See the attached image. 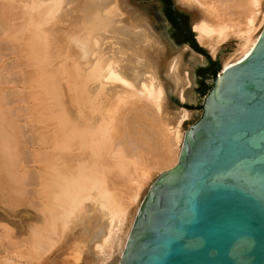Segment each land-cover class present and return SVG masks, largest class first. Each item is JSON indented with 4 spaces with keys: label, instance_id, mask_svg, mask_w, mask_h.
I'll list each match as a JSON object with an SVG mask.
<instances>
[{
    "label": "bare ground",
    "instance_id": "1",
    "mask_svg": "<svg viewBox=\"0 0 264 264\" xmlns=\"http://www.w3.org/2000/svg\"><path fill=\"white\" fill-rule=\"evenodd\" d=\"M176 1L197 9L193 31L213 56L236 42L222 71L252 51L264 25L261 0ZM130 2L0 0V172L37 210L26 238L0 224V264H30L48 251L54 256L68 231L86 225H98L95 261L105 264L113 251L121 256L144 178L177 163L190 112L169 113L164 89L182 96L181 54L166 66V45ZM68 17L76 29L59 41L56 24ZM11 54L9 65L4 58ZM19 125L31 153L40 155L33 160L15 149ZM82 216L88 223L80 227ZM2 221L23 223L3 209Z\"/></svg>",
    "mask_w": 264,
    "mask_h": 264
},
{
    "label": "water",
    "instance_id": "2",
    "mask_svg": "<svg viewBox=\"0 0 264 264\" xmlns=\"http://www.w3.org/2000/svg\"><path fill=\"white\" fill-rule=\"evenodd\" d=\"M201 106L118 264H264V25L242 61L214 71Z\"/></svg>",
    "mask_w": 264,
    "mask_h": 264
},
{
    "label": "rangeland",
    "instance_id": "3",
    "mask_svg": "<svg viewBox=\"0 0 264 264\" xmlns=\"http://www.w3.org/2000/svg\"><path fill=\"white\" fill-rule=\"evenodd\" d=\"M130 1H131L130 3L133 5V7L135 9H137L138 12H140L146 18H148V20H149L148 23H150V26L152 27L154 32L160 36V39H161L162 43L164 44V46L166 45L165 46V56L167 59L166 66H168L170 60L173 57L181 54L182 66L180 67V70H181L182 75L186 76L185 83H187L183 89V92H182L183 97L180 96L179 95L180 93H177L176 91L167 90L166 85H165L164 90H165V94L167 96L166 106H168V112L169 113H171V114H173L175 112L178 113L182 109H186L190 112L189 118H186L185 121H183V123L181 125V129H182L181 131L185 134V131L188 130L190 128V126L193 125L198 120V118L201 116L202 110H203L201 105L203 104V100H204L205 96L208 94V92L211 89L212 84H213L214 72L211 70L208 71L209 62H208L207 55L196 50L197 45H201L202 51L209 53L211 55L213 62L216 64V70L218 73H220L224 67L225 57H227V55H229L230 53L234 52L236 42L227 41L226 43L223 44L221 49L218 50L217 53H215V55L213 56V54L210 52L211 50L207 46L202 45L198 41L197 34L195 31H193L194 25L196 24V20H194V19H195V15L198 13L197 9L194 8V6L187 4L186 2L182 1L179 3L176 0H171V3L173 2V3L178 5V11H180L181 14H183L184 19L186 21V24L189 26V28L192 32V37L195 40V46L196 47L189 46L188 44H180L179 42H177L173 38V36L171 34L170 27L168 24H166L167 22L164 19V12L166 11V9H165V3L163 2V0H130ZM261 9L264 10V0H261ZM261 18H262V16L260 15L258 20H257V24H260ZM120 28H122V27H120ZM75 29H76V25L74 26V23L72 22V20L69 17L66 18V20H64L63 22L60 21L59 23L56 24V35L58 37V40L64 41L65 36L71 35V33L74 32ZM116 32L118 33L119 30H116ZM12 60H13L12 54L10 56L8 55L7 57L4 58V61L7 63L9 62L8 63L9 65L12 63ZM201 73H203L204 76L199 77L198 75L199 74L201 75ZM166 78H167L166 72L164 71V68H163L161 73H160V80L164 83ZM10 96L11 95H7V96L5 95V99L7 97H10ZM10 99H11V97H10ZM9 104L10 105H8V106L11 107L12 103H9ZM21 105L23 106L24 104L22 103ZM7 112H8V109H7ZM20 112L22 113V110ZM6 113H5V117L8 120L9 117H12V113L10 112L11 115L8 114L7 116H6ZM21 113L19 116V121H21L20 122L21 125L25 129H27L28 127L26 128V125L22 124L23 120L21 119V117L24 116L25 112H23L24 114H21ZM14 115H15V113H14ZM18 115H19V112H18ZM9 119H11V118H9ZM8 125L10 126V124H7L6 126H8ZM3 126H4V124H3ZM22 126H20V129L23 130L24 128ZM10 127L11 128L4 127V129L6 128L7 130H8V128L10 129V130H8L10 132L9 133L10 135H7L9 137L12 136L11 133L13 130L12 126H10ZM22 130L19 131L18 135L16 134V138L14 137V139H17L19 134L22 136V137L19 136L20 140H18L19 138L17 139L18 143L20 142L22 144V142H23L22 145H20V143L18 144L19 149L20 150L22 149V150L20 151L18 149V147L16 146L17 143L15 145V149L19 153V156L21 158H22V156L25 157V155H27V158L30 157L29 160H33L34 157H37V155H39V154L33 153V152L31 153L30 148L32 146L29 143L27 144V135L26 134L28 132L24 135L23 134L24 130L23 131ZM21 131H22V133H21ZM7 136H6V138H7ZM9 137H8V139H9ZM11 138L13 139V137H11ZM10 139H9V141L13 142V140L12 139L10 140ZM10 142H9V144H10ZM15 142H13V143H15ZM13 143H11L9 146L10 147L14 146ZM22 146H24L23 147L24 149L22 148ZM32 154H35V155L37 154V155L34 156ZM35 159L37 160V158H35ZM3 162L4 161L2 160V163ZM28 164L27 165L31 166V167H34V166L36 167V165H37L36 163H33V162L32 163L30 162ZM151 171L152 172L144 178V180L142 182V187L139 191V195L136 199V202L131 204L130 210L132 208L133 209L135 208L136 210H138V208H139L147 190L149 189L150 185L152 184L154 179L162 172V171H159V169H154ZM2 174H3V170H2V172H0V177H1L0 178V196H1V198H0V210L3 209V210L10 212L16 218V220H18V222H19V220H22L21 221V222H23L22 225H25V226L23 227L21 225V226H18V228H17L16 222L13 223V221H10V222L2 221V222H0V224L2 223V225H7V227L11 226L10 228H11L12 232L11 231L10 232L12 235H17L18 233H20L21 235L18 234L19 236L26 238L28 231H29L27 228L29 225H27V224H32V222L34 220L33 218H36V216H37L36 215L37 210L34 207H32L33 205L31 204V202H29V201L27 202V198H29V197H26V195H22V193L20 191V190H22V189H20L22 187L18 184L17 185L15 184L17 187L15 185H14L15 187L13 185H9V180H7L6 178H3ZM12 186L14 188H12ZM9 191L13 192V194L10 193ZM14 191L16 192V194ZM17 192H20V193H17ZM10 196H12V197H10ZM28 200H30V199H28ZM136 213H137V211L134 214V218H135ZM34 214L36 216H32ZM89 214L90 213H87L88 216H89ZM17 216H19V218ZM30 217H31V220L33 219L32 222L30 220ZM83 219H84V221L86 220L87 222L86 221L81 222L78 224V226L82 227L85 223H88V219H86L84 217H83ZM22 229H23V231H22ZM77 229H79L78 233L74 234L75 233L74 231H73L74 233L68 231V234H66L68 236H66V238H64L63 241L59 242L60 244L58 243L59 246L57 248L60 247L59 252L58 251L56 252V250H59L56 248V246L58 244H56V246H54L55 248H53V250H55V252L52 251L54 253V256L52 253H50L51 251H48L49 253H47V252L43 253L44 255H41L42 257L39 256L38 260H36V259L32 260V262L30 264H102L98 261H95L96 260L94 257L95 251L93 249V244L96 240L95 239L96 237H94V236H96V233L98 232V230H97L98 225L90 226V227H88L86 225V226H83L82 229H80L79 227ZM1 230H3V228L1 229V227H0V231ZM25 231H26V233H25ZM4 238H7V237H4ZM3 242L5 244H6V242L9 243V239H4ZM64 242H65V245H64ZM90 251H92V252H90ZM50 257H55V258L49 259ZM120 257L121 256L117 252L113 251L110 253V256L107 258V261L105 262V264H118ZM47 259H49V260H47Z\"/></svg>",
    "mask_w": 264,
    "mask_h": 264
},
{
    "label": "flooded vegetation",
    "instance_id": "4",
    "mask_svg": "<svg viewBox=\"0 0 264 264\" xmlns=\"http://www.w3.org/2000/svg\"><path fill=\"white\" fill-rule=\"evenodd\" d=\"M164 19L168 23L171 34L173 38L179 42L180 44H188L189 46H192L195 44V40L192 37V32L189 28V26L186 24V21L184 19L183 14H181L180 11L176 10L174 11L172 9L171 13L165 11L164 12ZM208 71H215L216 70V64L211 59V56H208ZM199 77L204 76L203 73L201 75H198Z\"/></svg>",
    "mask_w": 264,
    "mask_h": 264
},
{
    "label": "trees",
    "instance_id": "5",
    "mask_svg": "<svg viewBox=\"0 0 264 264\" xmlns=\"http://www.w3.org/2000/svg\"><path fill=\"white\" fill-rule=\"evenodd\" d=\"M163 2L165 3V9H166V11L169 12V13H171V11H172L171 0H163ZM193 47H196L195 44L193 45Z\"/></svg>",
    "mask_w": 264,
    "mask_h": 264
}]
</instances>
